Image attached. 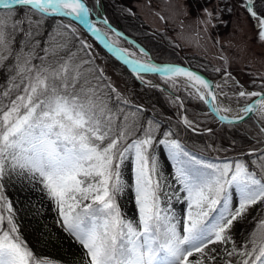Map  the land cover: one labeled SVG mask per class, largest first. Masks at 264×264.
<instances>
[{
	"label": "snow or ice",
	"instance_id": "6c2138e0",
	"mask_svg": "<svg viewBox=\"0 0 264 264\" xmlns=\"http://www.w3.org/2000/svg\"><path fill=\"white\" fill-rule=\"evenodd\" d=\"M14 6L28 9L24 19L15 18ZM245 7L257 26L264 29V17L253 10L252 0H247ZM0 8L6 9L0 11V63L7 59L5 53L13 54L15 34L23 33L25 38L15 54L16 76L9 81V87L0 91V181L15 174L39 184L58 211L57 222L85 250V264L214 261L215 256L205 249L211 244H227L231 237L225 234L233 221L243 217L251 206L264 204V152L251 164L242 160L217 164L199 157L179 139L171 138L174 135L171 131L157 140L155 133L160 124L153 119L141 124L137 112L126 111L124 106L129 101L107 83L103 70L86 68L91 61L78 60L67 43L59 39L66 33L55 29L49 33L47 46L41 49L44 55L39 57L36 49L40 41H33L41 34L47 17H74L114 55L132 64L138 76L141 72H152L164 73L169 78L185 77L186 86L195 89L191 95L210 105L206 115L215 114L220 122L230 125L254 112L264 119V92L235 93L237 103L239 98L256 99L239 107L238 112L243 115L229 119L221 113L234 109L218 106L214 86L196 72L176 65L128 60L124 50L94 27L84 0H0ZM33 14L39 19L33 20ZM70 27L60 24L62 29ZM259 37L264 40V30ZM81 44L83 48L90 47ZM25 47L29 49L27 52ZM37 58L40 63L32 64ZM228 99L231 101L232 97ZM180 123L193 132L199 127L187 116H181ZM260 132L264 133V127ZM160 145L172 161L180 190L187 194L182 233L171 212L172 196L181 198L166 191L172 185L167 183L156 152ZM126 161L133 165L131 185L123 179ZM129 189L134 192L136 221L126 219L117 203V198ZM230 189L238 194L234 210L230 207ZM3 190L4 184L0 183V264H46L34 256L20 237L12 205ZM161 193L167 198L165 207L161 206ZM210 213L217 214L209 219ZM250 236L239 249L234 243L230 250L225 248L228 257H238L235 262L229 259L225 264H264V219ZM196 253L200 257L190 260Z\"/></svg>",
	"mask_w": 264,
	"mask_h": 264
},
{
	"label": "rangeland",
	"instance_id": "374dc122",
	"mask_svg": "<svg viewBox=\"0 0 264 264\" xmlns=\"http://www.w3.org/2000/svg\"><path fill=\"white\" fill-rule=\"evenodd\" d=\"M128 1L135 6L143 22L150 28L166 31L172 39L179 40L184 45L185 52L192 54L193 56L191 55V57L196 63L204 65L207 69L209 68L215 75L214 78L223 83L218 88L220 92L227 99L228 97H232V100L228 99V102L243 104L253 98L247 100L239 98L237 103L235 93L242 90L240 86L249 89H264L261 86L264 83V40L259 37L260 31L264 29L257 26L256 20L247 11L243 0ZM96 3H101V0H96ZM91 8L95 13L93 7ZM100 17L95 16L94 21ZM68 23L79 31L81 39H84L86 44L90 46L88 55L79 57V60H88L89 57L91 63L102 66L109 77L122 86L123 80H125V72L122 70V67L115 64L110 57H107L108 55L105 50L103 49V51L91 36L83 32V28L78 23H75L74 20ZM98 25L103 28L109 38L130 54L143 60L146 59L145 56H148L144 54L142 49L117 35V33L108 27L104 20L98 21ZM11 47H13V43ZM4 55L7 56L8 54L5 53ZM216 69H220V71H216ZM228 73H230V76L227 75ZM148 74H140L138 77L146 81V83L153 81L160 82L153 75ZM162 78L165 84L178 94H180L181 90L189 93L195 91V89H189L186 86L185 77L177 76L169 78L168 76H162ZM173 80H175L174 84ZM226 80L228 81L227 83H225ZM238 81L242 84H236ZM243 81L249 82L252 85L247 86ZM169 94L172 102L182 115L185 107L184 100L174 93L169 92ZM181 103L183 107L179 106ZM232 109L238 110L239 108L233 107ZM185 116L189 120L196 121L200 128L202 127L200 122L187 113ZM255 116L264 127V119L261 118V114L257 112ZM156 152L161 162L164 176L167 178V183L172 185V188L166 189V191H168L170 196L175 192L181 198L177 200L175 196H172L171 212L175 214L176 220L179 221L178 230L182 233L188 209V203L185 199L187 194L180 190L181 185L174 178L175 170L164 146H158ZM235 160L245 161L241 157L207 161L223 164ZM132 169V163L126 161L122 174L124 181L129 185L134 182ZM1 183L4 184V191L15 214L14 223L18 226L19 230L24 228L27 231L26 233L28 234L23 233L24 238L28 239L29 246L40 253L41 258L46 261V264H54V262L85 264V250L57 222L60 219L58 211L54 210L53 201L44 191L40 190L41 186L39 184L29 183L23 177H18L15 174L5 177ZM229 191L232 193L230 207L234 210L238 204V194L234 192V189H230ZM166 200L167 198L161 193L162 207L167 206ZM89 202L84 201L83 203ZM117 203L122 215L126 219L137 220V207L134 192L131 189L126 190L123 195L119 196ZM260 207H264V204L258 203L251 206L244 216L236 221H243L246 218L256 216ZM216 214L210 213L209 219ZM236 221H233V223ZM230 229L225 234L231 237V240L227 244H211L205 249L206 253L215 256V260L209 261L205 259L204 264H220L225 263L229 259L235 262L238 259V257H228L225 253V248L230 250L233 243L237 249L243 247L242 244L234 239ZM29 234L31 238H29ZM212 248L215 249V252H209V249ZM200 255L196 253L194 257H190L189 259L199 258Z\"/></svg>",
	"mask_w": 264,
	"mask_h": 264
},
{
	"label": "trees",
	"instance_id": "16d2710c",
	"mask_svg": "<svg viewBox=\"0 0 264 264\" xmlns=\"http://www.w3.org/2000/svg\"><path fill=\"white\" fill-rule=\"evenodd\" d=\"M243 1L247 5V0ZM87 2L93 7L97 15H104L114 25L139 40L151 52L154 58L158 60H174L190 63L203 69L210 76H215L209 68L207 69L204 65L196 63L191 57L192 54L185 52L184 45L179 40L172 39L166 31L155 30L143 22L135 6L128 0H101L99 4L96 3V0H87ZM252 6L259 16H264V0H252ZM15 9L17 11L15 18L24 19L28 9L21 8L20 6H16ZM0 11H6V9L2 8ZM32 19L38 20L39 16L33 14ZM72 20L73 19L69 17L51 16L44 20L40 28L41 34L36 36L33 41V43H35L36 40L40 41V45L36 49L38 57L44 55L41 49L47 46L45 41L48 39V34L54 29L66 33V35L59 37V39L67 43L68 50L76 53L78 60L79 57L88 55L89 47L83 48L81 44V42L86 43L85 40L81 39L79 31L68 23ZM60 24L71 25V27L62 29L60 28ZM24 27L27 29V24H25ZM73 29L75 30L74 32ZM83 32L88 34L84 29ZM24 39L23 33H16L13 40V54L10 56L7 55V59H5L3 63H0V91L9 87V81L13 76H16L15 54L19 52L22 46L21 42ZM28 50L29 49L25 47L24 51L27 52ZM105 52L108 55L107 57H110L115 64L121 66L122 70L125 72V80H123L122 86L112 80L102 66L90 63L85 65V67H96L103 70V76L107 78V83L115 87L117 93L129 101V104L124 106L125 110L137 112V118L141 124H146L148 119H153L160 124L159 130L155 133V138L157 140L164 138L165 132L171 131L174 134L171 138L179 139L189 150L207 160L241 157L247 163L251 164V161L256 160L257 157L264 152V133L260 132L262 125L257 121L254 115L242 122L231 125L220 122L214 114L206 115V113L210 112L207 104L195 99L191 93L181 90L180 95L184 100L186 113L200 122L202 125L201 128L211 127V131L205 132H193L191 129H185L184 125L180 123L182 115L172 102L170 94L157 85L146 84L124 64L115 59L107 51ZM61 55H64V53H61ZM88 60H90L89 57ZM32 63L39 64L40 60L38 58L33 59ZM148 75H153L158 81L165 83L163 78L158 74ZM17 79H19V77H17ZM243 82L247 86L252 85L249 82ZM105 91H107V89H105ZM138 108L140 111H137ZM249 153H252V155H249ZM3 195L7 197L4 190ZM261 219H264V207L258 209L256 216L246 218L243 221L234 222L230 229L234 239L244 246L251 238L250 234H252L254 230H257L258 222ZM26 232L24 228H21L19 230L20 237L26 242L27 247L33 252L34 256L42 259L40 253L29 246L28 239L24 238L23 233ZM29 238H31L30 234ZM248 246L251 247L250 244ZM54 264L67 263L54 262Z\"/></svg>",
	"mask_w": 264,
	"mask_h": 264
},
{
	"label": "water",
	"instance_id": "95a60500",
	"mask_svg": "<svg viewBox=\"0 0 264 264\" xmlns=\"http://www.w3.org/2000/svg\"><path fill=\"white\" fill-rule=\"evenodd\" d=\"M86 6L90 9V15H89V19L93 22V25L95 28L96 27V24H95V17L94 15H96V13L93 12V10L91 9V7L89 6L88 2L86 0H84ZM16 7V6H14ZM72 18L73 20H75L74 17H70ZM104 20L106 22V24L108 25V27L110 29H112L115 33H118L120 36L124 37L127 41H129L130 43H133L134 45H136L137 47H139L140 49L144 50L145 54H147L148 56H145L146 59L143 60V59H139L137 57H135L134 55L130 54L128 51H126L123 47H121L120 45L116 44L111 38H109L107 35H106V38L111 41L116 47L124 50V55L127 57L128 60H132V61H140L141 63H153V64H156V65H160V66H164V65H176V66H179V67H184L186 69H189L193 72H196L197 74L201 75L206 81H208L209 83H211L213 86H214V91H215V94H216V104L219 106V102H218V95H217V92H219L220 90L218 89V87L216 86H220L222 85L223 83L218 81L216 78L214 77H211L210 75H208L205 71H203L202 69L198 68V67H195L193 65H191L190 63H184V62H180V61H172V60H158V59H155L151 52L139 41L137 40L135 37H133L132 35L126 33L125 31H123L122 29H120L119 27L115 26L108 18L104 17ZM76 21V20H75ZM77 22V21H76ZM80 24V23H79ZM81 25V24H80ZM85 31L90 35L92 36L96 41L97 43L103 47L110 55H112L115 59H117L119 62H121L122 64H124L128 69H130L136 76L137 73L136 71L133 69V65L130 64V63H125L124 60H121L120 58H118L116 55H114L110 49L108 47L105 46L104 42L101 41V40H98L95 36L94 33L88 31L87 28H85L83 25H81ZM148 73H152V72H141L140 74H148ZM154 74V73H152ZM157 74V73H155ZM159 75L161 76H166L164 73H159ZM148 84L150 85H158L159 87H161L162 89H165L167 91H170L174 94H176L177 96L180 97V95L176 92H174L172 89H170L169 87H167L165 84L163 83H160V82H157V81H153V82H147ZM242 90H245L247 92H253V91H256V92H264V89H255V88H252V89H249L247 87H243ZM225 98V97H224ZM227 101L228 99L225 98ZM256 99V97H253L250 101L246 102V103H243V104H232L230 103L233 107H243L245 104L247 103H252L254 100ZM209 107V110H210V105H208ZM184 113L185 110H184ZM257 112H254V113H249L247 116H244V119L242 121H244L245 119H247L248 117L252 116V115H256ZM222 115H227L229 117V119H232L238 115H243V113H233V114H230V113H224L222 112L221 113ZM215 115V114H214ZM216 116V115H215ZM218 118V117H217ZM219 120V119H218ZM242 121H237V122H242ZM236 122V123H237ZM226 123V122H225ZM209 129H211L210 127L208 128H205V129H201V128H198V130L196 132H203V131H208Z\"/></svg>",
	"mask_w": 264,
	"mask_h": 264
},
{
	"label": "bare ground",
	"instance_id": "6f19581e",
	"mask_svg": "<svg viewBox=\"0 0 264 264\" xmlns=\"http://www.w3.org/2000/svg\"><path fill=\"white\" fill-rule=\"evenodd\" d=\"M101 20H104V19L103 18H98V20L95 21V24H96L97 29H99L101 33H104L105 34L103 28H101L98 25V21H101ZM142 51L144 52V50H142ZM144 54H145V52H144ZM139 59H141V58H139ZM217 95H218L219 105H223L224 107H231V108H233V106L228 101L225 100L224 95L220 91L217 92ZM227 113H230V114H233L234 113L235 114V113H239V112H238V110H234L232 112H227Z\"/></svg>",
	"mask_w": 264,
	"mask_h": 264
}]
</instances>
